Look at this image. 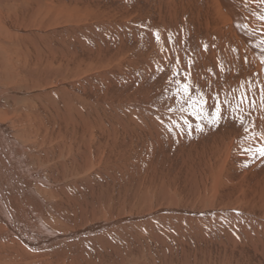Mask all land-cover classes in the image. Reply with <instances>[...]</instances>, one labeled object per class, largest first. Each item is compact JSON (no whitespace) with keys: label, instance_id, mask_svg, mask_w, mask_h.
Instances as JSON below:
<instances>
[{"label":"bare ground","instance_id":"6f19581e","mask_svg":"<svg viewBox=\"0 0 264 264\" xmlns=\"http://www.w3.org/2000/svg\"><path fill=\"white\" fill-rule=\"evenodd\" d=\"M260 17L0 0V264H264ZM189 98L219 122L196 132Z\"/></svg>","mask_w":264,"mask_h":264},{"label":"snow or ice","instance_id":"6c2138e0","mask_svg":"<svg viewBox=\"0 0 264 264\" xmlns=\"http://www.w3.org/2000/svg\"><path fill=\"white\" fill-rule=\"evenodd\" d=\"M262 2H264V0H262ZM260 19H264V17H260ZM262 43H264V41H262ZM262 62H264V61H262ZM179 92H180V89L177 90V95H179ZM184 95L185 96L188 95V86L187 85L184 86ZM246 99H247L246 97L242 96L240 98L239 103L243 104L246 101ZM180 100H183V97H181ZM262 100H264V96H262ZM178 102H180V101H178ZM183 102L187 104V108L181 107L180 110L182 112L187 111L189 115H192V116L196 117V119L198 121H201V122L196 123V125H195V131L196 132H203L204 131V128L202 127V123H207V125L209 127H214L219 122V120L221 119L219 105H217L216 110L212 114L211 119H207V118L202 117L203 109H202V107H200V105L205 103L204 101H202V100L201 101H194L191 98H189L187 101H183ZM253 104H254V102H253ZM194 108L196 110H193ZM170 111H172V109H170ZM234 111H235V109H234ZM184 123L189 128V136H191L192 125L190 123H188L187 120H185ZM241 123H242V121H241ZM245 131H247V129H245ZM248 151L250 153H252V150H248ZM256 151L259 153L260 156H264V145H261L258 149H256ZM252 154H255V153H252Z\"/></svg>","mask_w":264,"mask_h":264}]
</instances>
